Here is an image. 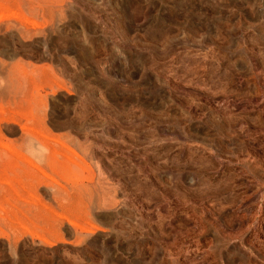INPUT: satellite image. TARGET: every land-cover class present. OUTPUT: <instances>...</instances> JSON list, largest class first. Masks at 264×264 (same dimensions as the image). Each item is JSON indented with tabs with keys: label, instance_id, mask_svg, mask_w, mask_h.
<instances>
[{
	"label": "rangeland",
	"instance_id": "rangeland-1",
	"mask_svg": "<svg viewBox=\"0 0 264 264\" xmlns=\"http://www.w3.org/2000/svg\"><path fill=\"white\" fill-rule=\"evenodd\" d=\"M0 264H264V0H0Z\"/></svg>",
	"mask_w": 264,
	"mask_h": 264
}]
</instances>
